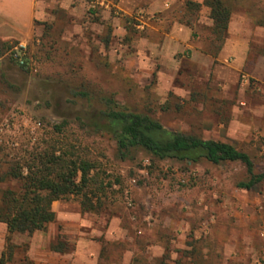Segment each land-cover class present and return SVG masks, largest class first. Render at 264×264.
<instances>
[{
    "label": "rangeland",
    "instance_id": "obj_1",
    "mask_svg": "<svg viewBox=\"0 0 264 264\" xmlns=\"http://www.w3.org/2000/svg\"><path fill=\"white\" fill-rule=\"evenodd\" d=\"M204 1L159 0L151 17L161 21L158 32L149 33L147 0H135L131 15L124 3L117 7L119 0H74L84 12L81 35L58 31L67 21L54 15L25 49L0 40V171L5 162L57 143L93 161L91 175L103 187L91 197L94 211L82 212L81 197L71 196L52 204L56 220L44 232L11 237L19 246L15 261L264 264V180L250 191L238 189L247 174L237 162L157 161L139 151L120 160L109 136L80 127L102 108L100 97H112L171 131L227 142L264 172V28L254 16L264 13V0H229L224 40L212 33ZM173 27L187 28L182 42L191 47L174 55L177 75H159L165 58L156 52L137 70L139 41L165 43L159 31ZM100 46L111 47V56ZM15 52L27 61L23 69ZM56 125L64 126L59 136ZM61 238L71 251L50 252ZM5 243L0 240V252Z\"/></svg>",
    "mask_w": 264,
    "mask_h": 264
},
{
    "label": "trees",
    "instance_id": "obj_2",
    "mask_svg": "<svg viewBox=\"0 0 264 264\" xmlns=\"http://www.w3.org/2000/svg\"><path fill=\"white\" fill-rule=\"evenodd\" d=\"M116 3L118 0H112ZM210 9L212 33L224 40L231 18L229 0H205ZM255 24L264 28V13L255 14ZM27 65L25 60L23 69ZM81 97L87 94L79 93ZM75 96H77L75 94ZM102 108L88 123L80 127L92 133L109 136L116 145L120 160L129 158L133 152H142L157 161L172 160L197 164L206 161L214 165L240 163L247 179L237 188L250 191L264 180V172H258L250 156L235 146L217 140H205L182 132L171 131L147 114L130 111L117 104L112 97H100ZM63 125L54 126V133L61 135ZM53 143L43 149H34L27 157L10 160L0 171V223L6 226L5 248L0 254V264H32L24 257L14 260L19 248L11 242L14 234L31 236L44 232L55 222L52 204L71 196L81 197V211H94L91 197L103 191L96 169L82 151L74 146L59 148ZM13 185H15L13 187ZM53 253L71 251L62 238L50 246Z\"/></svg>",
    "mask_w": 264,
    "mask_h": 264
},
{
    "label": "crops",
    "instance_id": "obj_3",
    "mask_svg": "<svg viewBox=\"0 0 264 264\" xmlns=\"http://www.w3.org/2000/svg\"><path fill=\"white\" fill-rule=\"evenodd\" d=\"M119 1L120 2H118L117 7H119L121 3L122 5L124 3V14L127 15H131L130 13L132 12L133 8L138 5L135 0ZM158 1L159 0H147L148 4L145 2L143 3V5H147L146 13L147 15H149V17L146 22V28L149 33L154 31L158 32L154 25L161 22L159 19L153 20L151 18L154 15L153 12H157V10H159ZM73 2L74 0H0V40L17 41L18 45H24V43L33 41L34 38L38 37L39 32H42L43 30L41 24L43 22L47 23L50 20V17H54V15H62V17H64L67 21L64 25L58 28V31L62 30L67 34L69 33V31H72L74 34L81 35V32H84L82 31L84 25L80 23V18L84 17V12L82 9H80V7L72 6ZM164 7L167 8L168 4L164 3ZM103 14L106 15L107 13L103 12ZM69 21L70 24L68 23ZM119 28L120 27H118V29ZM97 31H99V29ZM159 34L161 35V38L165 41V43L163 41L153 42L150 39L146 41H139V43L143 45V48H139V50L137 51V70L139 69L143 71V66L150 65L152 63V54L156 52L161 55L160 58H162V56L163 58H165V60L163 59L164 61H161V63H163L164 65V69L159 72V75H165L164 71L166 70L168 72V76L173 75L174 77L177 75L174 55L178 54L179 52L182 53L184 50L191 48L189 45L182 42V38L187 37L188 30L185 27L182 30L173 27V29L170 30L169 33L165 31H159ZM169 40L170 42H168ZM92 41L95 42V45L97 47L100 45L98 43V40L95 41V37L93 35ZM145 48L147 49L145 50ZM99 49L100 52H103L104 56H111V47L109 48V51H107V48L105 46H100ZM147 50L151 52V56L148 55ZM185 53L188 54V52ZM165 88H169L168 84H166ZM37 233L42 232H36L33 235ZM6 235V226L0 223V240H4V238L6 240ZM14 236L23 235L14 234L12 237ZM51 245L53 244H50L48 246L49 250ZM2 251L0 252V254L2 253Z\"/></svg>",
    "mask_w": 264,
    "mask_h": 264
},
{
    "label": "built area",
    "instance_id": "obj_4",
    "mask_svg": "<svg viewBox=\"0 0 264 264\" xmlns=\"http://www.w3.org/2000/svg\"><path fill=\"white\" fill-rule=\"evenodd\" d=\"M19 48H20V50L25 49V45L20 44ZM12 56H13V59L19 63L20 66L24 65L25 60L23 59V57L20 54L15 52V53H13Z\"/></svg>",
    "mask_w": 264,
    "mask_h": 264
}]
</instances>
